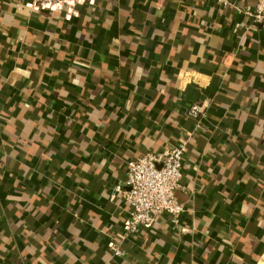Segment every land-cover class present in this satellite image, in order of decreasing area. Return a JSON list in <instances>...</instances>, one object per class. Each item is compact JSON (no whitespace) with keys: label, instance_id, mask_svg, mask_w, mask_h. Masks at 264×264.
Masks as SVG:
<instances>
[{"label":"crops","instance_id":"1","mask_svg":"<svg viewBox=\"0 0 264 264\" xmlns=\"http://www.w3.org/2000/svg\"><path fill=\"white\" fill-rule=\"evenodd\" d=\"M182 140L180 225L124 240L127 161ZM0 264H264V27L217 0H0Z\"/></svg>","mask_w":264,"mask_h":264},{"label":"built area","instance_id":"2","mask_svg":"<svg viewBox=\"0 0 264 264\" xmlns=\"http://www.w3.org/2000/svg\"><path fill=\"white\" fill-rule=\"evenodd\" d=\"M96 0H28V5L36 10L48 9L52 12L64 11L68 16L78 12L85 4ZM223 7H235L239 12L249 15L256 25L264 27V0H255L253 11L243 9L245 0H217ZM205 103L195 102L189 113L198 121L204 115ZM189 140H182L171 148L148 152L130 159L126 164V181L115 187L116 196L120 195L130 208V217L125 222L123 239L136 234L141 227L153 228L159 218L167 216L176 227L185 205L179 200L178 191L184 188V155ZM123 239L112 241L109 245L114 256H123Z\"/></svg>","mask_w":264,"mask_h":264}]
</instances>
